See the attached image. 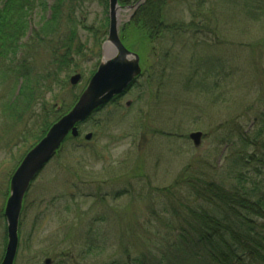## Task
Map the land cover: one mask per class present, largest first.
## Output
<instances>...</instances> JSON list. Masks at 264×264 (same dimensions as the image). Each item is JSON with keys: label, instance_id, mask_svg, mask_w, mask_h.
<instances>
[{"label": "rangeland", "instance_id": "1", "mask_svg": "<svg viewBox=\"0 0 264 264\" xmlns=\"http://www.w3.org/2000/svg\"><path fill=\"white\" fill-rule=\"evenodd\" d=\"M245 3L165 0L164 23L193 25L184 32L160 34L141 54L143 73L135 85L82 122L79 136L65 142L34 179L20 214L14 264H44L45 259L49 264H105L119 260L125 248L135 256L153 253L160 245L153 232L165 228L159 219L173 213L171 205L182 210L184 194L193 199L188 187L178 186L182 181L172 189L174 201L157 196L161 189L187 177L185 168L193 177L233 181L235 165L225 140L232 129L229 121L236 119L245 134L251 133L255 100L264 95V48L256 44L264 39V4L252 16ZM75 6L74 20L63 15L59 19L64 36L56 32L44 42L29 39L50 12L32 10L23 38L26 46L15 57L21 64L27 59L29 78L35 81L36 70L54 68L53 47L60 52L61 44L64 50L69 47L63 55L67 70H58L65 86L38 87L37 97L52 119L51 103L62 101L61 112L66 111L102 59L99 46L107 9L98 0H79ZM132 11L121 13L120 20ZM82 16L86 19L80 24ZM69 30L74 32L71 39ZM94 30L100 34L94 36ZM75 73L81 80L72 86L69 78ZM11 78L0 75V260L9 179L36 141L43 113V103L36 102L33 110L17 107L18 116L3 114ZM194 131L202 132L198 146L188 137ZM86 132L92 133L89 140L84 139ZM247 165L249 175L254 165L260 166ZM256 180L264 189V177Z\"/></svg>", "mask_w": 264, "mask_h": 264}, {"label": "trees", "instance_id": "2", "mask_svg": "<svg viewBox=\"0 0 264 264\" xmlns=\"http://www.w3.org/2000/svg\"><path fill=\"white\" fill-rule=\"evenodd\" d=\"M77 1L79 0H52L47 3V0H0V75L12 77L3 114H10L12 117L20 113L17 107L21 110L25 108L33 110L36 102H42L43 113L40 114L42 128L34 136L36 141L65 111L61 112L63 102L55 100L54 104L51 103L50 111L56 116L53 119L48 117L47 110H43L44 102L37 97V94L38 87H45V84L47 90L51 89L50 84L65 86L63 81L58 79V70H67V56L63 55H68L69 47L64 50L61 44L63 52L53 47L52 52L57 55L52 57L54 68L36 70L38 77L34 75L35 81L29 78L32 69L26 64L27 59H23L25 64H21L15 57L20 49L26 46L23 38L30 26L29 18L32 10L41 8L50 12L47 18H43L41 27L34 30L29 39V41L44 42L51 37L54 38L56 32L64 36L65 28L59 23V19L63 15L70 16L74 20ZM98 1L107 9L108 0ZM136 1L119 0V3L126 5ZM163 4L165 0H146L139 4L131 18L120 27L123 44L135 50L140 56L160 34L180 33L193 25L192 22L186 25L178 22L164 23ZM263 4L264 0H246L245 8L252 16H257L258 9ZM85 19V16H82L80 24H83ZM104 21L101 36L106 34L107 16L104 17ZM72 30L74 31V28ZM72 30L68 32L69 39L74 35ZM92 34L96 36L100 32L94 30ZM256 44L264 48V39ZM207 60H204V64ZM207 67L210 68L212 65ZM20 72L24 73L23 77L16 75ZM16 80L18 82L15 84ZM18 83L20 87L14 95ZM255 101L257 108L251 133L245 134L236 119L229 121V124L232 123V129L225 140L231 145L232 160L235 165L233 181L225 183L210 178L205 179L203 175L193 177L194 175L185 168L183 171L188 174L187 177L180 176L171 186L164 187L156 194L162 196L161 198L169 199L168 202L174 201L171 195L172 189L182 181L178 186L184 185V190L188 187L187 191L193 195V199L190 200L186 196L191 194H184L185 204L183 207L179 206L182 210L170 204L173 213L159 219L164 223L165 228L161 227L163 231H152L154 234L152 239L157 240V244L160 245L152 250L153 253L149 250L147 254L142 255L144 252H141V256H135L125 248L119 260L113 259L106 261L105 264H264V189L259 184L260 181L256 180V177L259 179L264 177V95ZM57 103H60L59 109L56 108ZM71 139L75 138L69 137L65 142ZM248 162L260 164V166L254 165L251 175L248 174ZM248 181L252 182V186L246 185L250 183ZM88 230L90 233L93 231L92 227Z\"/></svg>", "mask_w": 264, "mask_h": 264}, {"label": "water", "instance_id": "3", "mask_svg": "<svg viewBox=\"0 0 264 264\" xmlns=\"http://www.w3.org/2000/svg\"><path fill=\"white\" fill-rule=\"evenodd\" d=\"M144 1L138 0L133 5L122 6L118 0H108V30L107 37L101 45V61L73 105L27 150L13 171L3 212L7 243L0 264L14 262L18 246L19 216L24 196L33 179L54 156L68 135L77 136L79 123L113 96L123 92L141 74L139 55L128 49L120 40L122 23L120 16L121 12L136 8ZM79 78V74H74L70 78V83L76 84ZM56 108H60V103H57ZM90 137L91 133L85 135V139ZM201 137L200 131L189 133V138L195 146L200 144Z\"/></svg>", "mask_w": 264, "mask_h": 264}, {"label": "flooded vegetation", "instance_id": "4", "mask_svg": "<svg viewBox=\"0 0 264 264\" xmlns=\"http://www.w3.org/2000/svg\"><path fill=\"white\" fill-rule=\"evenodd\" d=\"M81 80V79H80ZM131 88V87H130ZM127 92V91H126ZM125 93H123V94H121V95H119V96H117V97H115V98H113V100L111 101V102H113L114 100H116V99H119L122 95H124ZM108 104V103H107ZM126 105H129V102L128 103H126Z\"/></svg>", "mask_w": 264, "mask_h": 264}, {"label": "bare ground", "instance_id": "5", "mask_svg": "<svg viewBox=\"0 0 264 264\" xmlns=\"http://www.w3.org/2000/svg\"><path fill=\"white\" fill-rule=\"evenodd\" d=\"M120 40H121V42H123L121 38H120Z\"/></svg>", "mask_w": 264, "mask_h": 264}]
</instances>
